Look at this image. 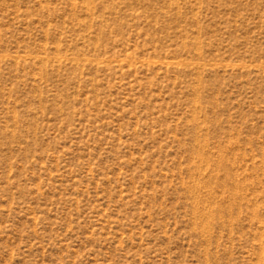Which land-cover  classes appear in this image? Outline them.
I'll return each mask as SVG.
<instances>
[{"label":"rangeland","instance_id":"374dc122","mask_svg":"<svg viewBox=\"0 0 264 264\" xmlns=\"http://www.w3.org/2000/svg\"><path fill=\"white\" fill-rule=\"evenodd\" d=\"M0 264H264V0H0Z\"/></svg>","mask_w":264,"mask_h":264}]
</instances>
